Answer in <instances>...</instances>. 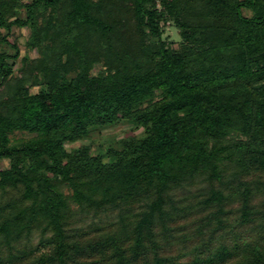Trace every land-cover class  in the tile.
I'll return each instance as SVG.
<instances>
[{"label":"trees","instance_id":"obj_1","mask_svg":"<svg viewBox=\"0 0 264 264\" xmlns=\"http://www.w3.org/2000/svg\"><path fill=\"white\" fill-rule=\"evenodd\" d=\"M121 121L141 135L94 154L86 140ZM5 160L0 264H264V235L247 234L264 175V0H0ZM200 178L208 238L172 255L174 193Z\"/></svg>","mask_w":264,"mask_h":264},{"label":"rangeland","instance_id":"obj_2","mask_svg":"<svg viewBox=\"0 0 264 264\" xmlns=\"http://www.w3.org/2000/svg\"><path fill=\"white\" fill-rule=\"evenodd\" d=\"M24 2H30L31 0H23ZM245 16H252V12L244 11ZM24 17V13L21 14ZM29 38V31L27 29L13 28L12 36L10 42L17 44L21 55H29L32 58L37 57L36 51H30L26 47V42ZM163 39L170 43H173L175 47L181 42V36L178 28L174 24H166L164 26ZM9 53L14 55L15 50L12 48H7ZM33 91H37L34 89ZM142 131H135L132 125L127 121H121L116 125L104 127L99 131H95L91 134V137L86 140V143L92 145V151L94 154H103L109 147H117L119 141L130 135H141ZM31 135H25L17 133L12 136V138L17 141L22 138H29ZM84 144L83 142H77L68 146V150L72 148H77ZM9 166V161L5 160L0 164L1 168H6ZM234 169L231 168L230 171ZM252 180L258 182L254 196L251 199L253 207V217L256 221L252 225L251 230L248 228V233L251 236L260 237L264 235V229L260 227V224L264 222V175L257 174L255 177L252 176ZM255 183V182H254ZM208 187H206L205 182L200 178L195 180V183L184 190H178L174 193V199L176 204L184 209L180 218L177 219L176 231L172 234V247L170 248V254L177 255L182 253L185 257L191 254V250L198 244L204 242L208 238V232L205 229L207 220L210 217L213 208L207 206L205 201V195H207ZM240 207V202L235 201L228 205V209L231 211L230 215V226L237 225L238 222V209ZM89 218L86 217L85 220ZM108 220L105 216H102L98 222L105 223ZM90 223V221H89ZM39 236H36L33 241V245H36ZM27 259L21 260V263L16 264H27Z\"/></svg>","mask_w":264,"mask_h":264}]
</instances>
